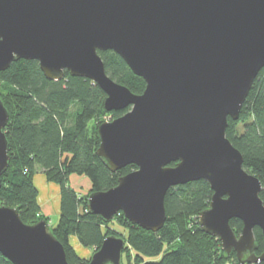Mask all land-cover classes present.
<instances>
[{
	"label": "water",
	"instance_id": "95a60500",
	"mask_svg": "<svg viewBox=\"0 0 264 264\" xmlns=\"http://www.w3.org/2000/svg\"><path fill=\"white\" fill-rule=\"evenodd\" d=\"M112 50L145 82L141 93L111 79L98 51ZM36 60L47 79L64 72L96 83L106 111L129 109L97 126V155L111 170L133 164L87 210L110 221L121 212L143 229L164 224V197L203 179L212 190L198 216L204 232L241 263L264 261V202L259 179L226 137L264 67V0H0V72ZM0 99V187L8 167ZM175 165L171 166L170 163ZM237 218L236 235L229 221ZM125 239L106 236L85 264H122ZM0 254L12 264H69L46 220L22 221L0 204Z\"/></svg>",
	"mask_w": 264,
	"mask_h": 264
},
{
	"label": "trees",
	"instance_id": "16d2710c",
	"mask_svg": "<svg viewBox=\"0 0 264 264\" xmlns=\"http://www.w3.org/2000/svg\"><path fill=\"white\" fill-rule=\"evenodd\" d=\"M106 74L133 93H141L145 82L135 75L114 51H98ZM0 99L8 111L3 131L8 140V167L1 177L0 204L14 207L23 222L46 220L38 203L34 175L40 170L48 182L60 188L59 216L51 228L63 245L69 264H85L69 242H78L93 252L108 235L125 239L122 264H264L241 263L234 251L225 253L218 238L203 231L198 216L209 206L212 190L200 179L171 187L165 197L166 219L156 232L130 222L119 212L110 221L87 210L91 191H105L117 184L120 176L136 167L126 165L111 171L96 150L97 126L126 112H108L106 94L88 78L72 76L68 71L59 80L47 79L36 60L18 59L0 72ZM111 118V119H113ZM226 137L243 156V167L261 182L264 202V67L253 81L236 120L228 118ZM175 165L174 162L170 163ZM83 175L90 181L87 192L70 185L71 175ZM114 222L125 233L111 227ZM236 235L242 229L237 218L229 221ZM257 248L263 252L261 230L253 229ZM92 252V253H93ZM0 264H12L0 254Z\"/></svg>",
	"mask_w": 264,
	"mask_h": 264
},
{
	"label": "crops",
	"instance_id": "0c3cea01",
	"mask_svg": "<svg viewBox=\"0 0 264 264\" xmlns=\"http://www.w3.org/2000/svg\"><path fill=\"white\" fill-rule=\"evenodd\" d=\"M78 178H82L81 184H78ZM69 180L70 185L78 192L84 193V189L90 188V181L86 176H79L73 174L70 176ZM34 183L38 189V203L40 206L41 213L44 216L48 217V224L52 228L57 223L59 216L60 188L57 184L53 182H48L44 174L41 172H37L34 175ZM79 187H81V189H78ZM69 242L75 251L81 246L75 236H70Z\"/></svg>",
	"mask_w": 264,
	"mask_h": 264
},
{
	"label": "rangeland",
	"instance_id": "374dc122",
	"mask_svg": "<svg viewBox=\"0 0 264 264\" xmlns=\"http://www.w3.org/2000/svg\"><path fill=\"white\" fill-rule=\"evenodd\" d=\"M0 90H1V89H0ZM111 118H113L112 115L108 114V115H105L103 119H111ZM37 172H41V171L38 170ZM37 172H36V173H37ZM41 173H42V172H41ZM79 176H82V175H79ZM81 179H82V178H81ZM81 179L78 178V184H81V183H82V182H81ZM78 184H77V185H78ZM78 189H81V187H79ZM88 190H89V189H84L83 192L85 193V192H87ZM111 227L114 228V229H116V230H118V231H120V232L125 233L124 228L118 226V225L115 224L114 222L111 223ZM76 251H77V254H78L81 258H83V259H85V260H87V261L89 260L91 254H92V252H93L91 249L85 248V247H83L82 245H81L80 248L77 249Z\"/></svg>",
	"mask_w": 264,
	"mask_h": 264
},
{
	"label": "built area",
	"instance_id": "2783aa9c",
	"mask_svg": "<svg viewBox=\"0 0 264 264\" xmlns=\"http://www.w3.org/2000/svg\"><path fill=\"white\" fill-rule=\"evenodd\" d=\"M106 120H111V119H106Z\"/></svg>",
	"mask_w": 264,
	"mask_h": 264
}]
</instances>
